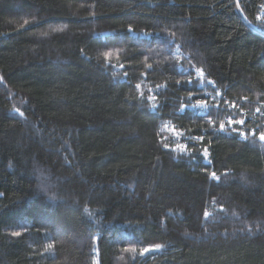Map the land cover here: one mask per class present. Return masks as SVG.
<instances>
[{
	"label": "trees",
	"instance_id": "1",
	"mask_svg": "<svg viewBox=\"0 0 264 264\" xmlns=\"http://www.w3.org/2000/svg\"><path fill=\"white\" fill-rule=\"evenodd\" d=\"M263 11L0 0V264H264Z\"/></svg>",
	"mask_w": 264,
	"mask_h": 264
},
{
	"label": "snow or ice",
	"instance_id": "2",
	"mask_svg": "<svg viewBox=\"0 0 264 264\" xmlns=\"http://www.w3.org/2000/svg\"><path fill=\"white\" fill-rule=\"evenodd\" d=\"M237 7H239V4H238V3H237ZM26 23H27V22H26ZM131 28H132V26L129 25V30H131ZM110 55H111V53H109V52H104V53H103V56H104L105 61L108 60V58H109ZM121 67H123V66L121 65ZM149 67H151V66L149 65ZM195 72L198 74L199 77H203V76H204V72H203V70L200 69V68H196V69H195ZM177 83L179 84V83H181V82H180V81H177ZM184 83H192V81L189 80V81H186V82H184ZM208 83L211 84V83H214V82H213V81H208ZM140 87H141L140 84H137V85H136V88H137V89H140ZM192 95H193V93L189 92V96L191 97ZM241 99H242V100H246L247 97H241ZM148 100H149V101L155 100V97H154V96H149V97H148ZM197 106H201V107H205V108L209 107L208 103H207L205 100H198L196 105H184V104H182V105L180 106V109H181V110H184V109H186L187 107H193V108H195V107H197ZM152 107L155 108L156 105L153 104ZM217 107H218V106H217ZM231 107H232V108H236V104L233 103V104L231 105ZM16 111L19 112V109H17ZM258 111H259V110H258ZM209 123H210V124H211V123H214V121H212V120L210 119V120H209ZM227 123H228V125H233V124L243 125V124L245 123V121H243V120H232V119H229V120L227 121ZM166 126H167V125H166ZM172 130H173L174 132L176 131L174 128H173ZM218 130H219V131H225V123H224L223 121H221ZM232 132H237L241 137H245V133L242 132V131H239V130L236 129V128H232ZM177 135H180V133H177ZM245 138H246V137H245ZM194 139H195V140H203L204 138H203V136H198V137H195ZM259 140L264 141V132H261V133L259 134ZM163 147H164L165 149H168V148H169V145L165 143V144L163 145ZM175 147H176L177 149H184V148H185V145H183V144H177ZM202 155H203V158H204L205 160L208 159V155H209V153H208V149H207V147H205V149H204ZM209 176H210L211 179H214V180H219V179H220V177L217 176L216 172H211V173H209ZM205 216H207V213H205ZM20 235H21L20 232H12V236H20ZM97 239H98V238L95 237V236L92 237V240H93V241H96ZM52 247H53L52 244H48V245H46V249H52ZM161 247H162V245H160V244H150V245H148V246H145V247L140 248L139 251H140V254H141V255H144V254H146V253H149L150 251L158 250V249H160ZM126 251H135V249H134V248H133V249H126Z\"/></svg>",
	"mask_w": 264,
	"mask_h": 264
},
{
	"label": "built area",
	"instance_id": "3",
	"mask_svg": "<svg viewBox=\"0 0 264 264\" xmlns=\"http://www.w3.org/2000/svg\"><path fill=\"white\" fill-rule=\"evenodd\" d=\"M261 19L264 22V15H261ZM227 131H228L229 134L232 132L230 129H228ZM183 145H185V148H186V144H183ZM185 148L184 149H181V150H185Z\"/></svg>",
	"mask_w": 264,
	"mask_h": 264
},
{
	"label": "rangeland",
	"instance_id": "4",
	"mask_svg": "<svg viewBox=\"0 0 264 264\" xmlns=\"http://www.w3.org/2000/svg\"><path fill=\"white\" fill-rule=\"evenodd\" d=\"M261 15H264V11L261 13ZM93 264H97V258H96V257H94V262H93Z\"/></svg>",
	"mask_w": 264,
	"mask_h": 264
}]
</instances>
